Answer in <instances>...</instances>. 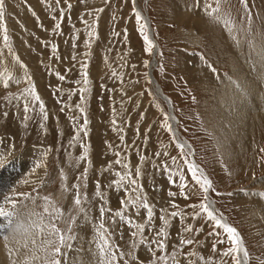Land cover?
<instances>
[{
    "label": "rangeland",
    "instance_id": "obj_1",
    "mask_svg": "<svg viewBox=\"0 0 264 264\" xmlns=\"http://www.w3.org/2000/svg\"><path fill=\"white\" fill-rule=\"evenodd\" d=\"M4 13L3 264H48L53 228L66 241L60 264H110L109 252L114 264H235L222 255L227 234L199 208L208 201L189 163L212 182L211 208L237 230L246 264H264V0H5ZM157 232L167 233L163 251Z\"/></svg>",
    "mask_w": 264,
    "mask_h": 264
},
{
    "label": "snow or ice",
    "instance_id": "obj_2",
    "mask_svg": "<svg viewBox=\"0 0 264 264\" xmlns=\"http://www.w3.org/2000/svg\"><path fill=\"white\" fill-rule=\"evenodd\" d=\"M245 2H246V0H245ZM56 3H57V5H59L60 4V0H56ZM133 3H135V0H133ZM66 7L69 10H71L72 9V4L71 3H67ZM4 8H5V0H0V22L4 21V16H5ZM102 10L103 9H99L98 11H102ZM60 14H61V17L64 16V9L63 8L60 9ZM135 16H136L137 23H140V21H141L140 13L136 12ZM53 19L55 20L56 18L53 17ZM55 28L56 29H60L61 25L59 23H57L55 25ZM143 28H144V25L141 24V31L142 32H143ZM3 31H4L3 40H4L5 43H7L9 37H8V34H7L6 26L4 27ZM144 40L148 41V36L147 35H144ZM53 50L55 51V49H53ZM147 50L149 52L152 51V43L150 41H148V49ZM84 76H85V83H87V72L84 73ZM59 80L60 81L65 80V76L64 75H60L59 76ZM6 87H7V85H6ZM33 99L36 100V101L40 100V97L35 95L34 91H33ZM39 108H40V112L44 114L43 118L47 119V114L45 112V106L41 103L39 105ZM28 111H29L28 107L25 106L24 107V112L27 114ZM81 112H83V109H81ZM5 115H6V113H5ZM84 125L85 126L87 125V118L86 117L84 119ZM172 131H173V129L171 127H169V132H172ZM85 134H87L86 131H85ZM176 146L178 148H181V149L184 148V144L182 142H177ZM84 152H85V155H86L87 154V149L86 148L84 149ZM81 159H83V157H81ZM117 163H119V160H117ZM188 168L191 169L192 179L194 180L195 184L198 185L199 188L202 189L203 192L205 193V196H204L205 201H208L207 203H201L199 205V208L202 209L203 213L206 214L207 219L210 222L213 223V225H214V227L216 229L222 230L223 233L227 234V237H228V241L227 242L231 246L227 247L222 252V255L224 257L233 258L235 260V264H241V259L239 258V254L241 252H243L244 259H247L248 258V253L246 251H244L243 241H242L241 237L239 236L237 230L234 227H230L227 223L222 222V220H223L222 216L218 217L216 214H214V210L211 208V201L209 200V197L207 196V193L209 192V190L213 188L212 182L209 179H207V178L202 179L200 175H197V169L193 168V166L190 163L188 164ZM180 180H181V182H183V176L180 177ZM132 183H133V185H135L134 181ZM213 191H214V189H213ZM97 195L99 196V193H97ZM169 195L174 196L175 194L174 193H170ZM80 203H81V200L79 198V194L77 193V197L75 199V204L76 205H80ZM143 208L147 211V219H148L149 223H151L152 218H153L152 208L147 203L143 204ZM45 211H47V209H45ZM100 211L103 212L104 209L101 208ZM4 215H8V214L5 213L2 209H0V216H4ZM28 215L31 217V216L36 215V214L34 212H32V213H28ZM53 215L54 216H59V215H62V212H61L60 209H56L55 212L53 213ZM115 215L117 217H122V213L119 212V211H117L115 213ZM171 215L173 217H176L178 215V213L173 211L171 213ZM194 218H195V214H194ZM164 223L166 224L167 221L165 220ZM100 227H101V229H103L104 225L102 224ZM136 228L140 229L141 225L137 224ZM185 231H192V229L191 228H186ZM53 232H54L55 235L59 236V245H63V244L66 243L65 237H64V235L62 234V232H61V230L59 228H53ZM157 235L161 236V239L160 240H154V244H155L156 248H158L161 251H163L165 249V244L163 243V237L166 236L167 233H165V232H157ZM214 235L219 236V233H214ZM101 238L103 240V234H102ZM141 242L143 243V241H141ZM49 243H54V241H49ZM107 243H108L107 240H103V244L106 245ZM218 243L224 244L225 241L224 240H218ZM180 244H181V246H183L184 244L192 245L193 244V240L192 239L182 240L180 242ZM59 245L55 246L54 251L49 255L48 264H60V260L57 259V257L60 255V252H61V249H60ZM212 250L215 251V245H213ZM149 251H153V249L151 247H149ZM121 255H123V253H121ZM192 255H195V253H193ZM109 256L111 257L110 264H114L115 256L111 252H109ZM160 259L163 260V259H165V257L161 256Z\"/></svg>",
    "mask_w": 264,
    "mask_h": 264
},
{
    "label": "bare ground",
    "instance_id": "obj_3",
    "mask_svg": "<svg viewBox=\"0 0 264 264\" xmlns=\"http://www.w3.org/2000/svg\"><path fill=\"white\" fill-rule=\"evenodd\" d=\"M147 24H148V26H149V29H150V31H151V26H150V24H149V19L147 18ZM151 36H152V39H153V42H154V44L156 43L155 42V40H154V38H153V35H152V33H151ZM155 48L156 49H158V47L156 46V44H155ZM156 51V50H155ZM156 60H154L153 61V63L154 64H156V62H155ZM153 65V64H152ZM152 76H153V74H152ZM152 76L150 75V77H151V80H152V82L154 83V85H155V87H156V89H157V91L159 92V96L167 103V105L169 104L168 103V98L167 97H165L164 95H163V93H162V90H161V88H160V86H159V84H158V82H157V80H155V81H153V79H155L154 77H153V79H152ZM241 95V94H240ZM170 101V100H169ZM232 101V100H231ZM171 102V101H170ZM172 105V104H171ZM238 105V110L237 111H239V113L240 114H242L243 112H246L247 110H246V103L244 102V101H240L239 100V103L237 104ZM169 108V107H168ZM170 114H171V110H170ZM171 116L173 117V120H174V122H175V119H176V117L174 116V112H173V114H171ZM177 121V120H176ZM173 122V128L174 129H176V127H177V125H176V122L174 123ZM177 130V129H176ZM178 132V131H177ZM178 134V133H177ZM181 139V138H180ZM183 144H184V147L185 148H189L190 146H189V144L188 143H184L183 142V140L181 139L180 140ZM186 142V141H185ZM197 169H199V166H197ZM199 172L201 173V174H203L204 176H206L205 174H204V172L202 171V170H199ZM16 227V226H15ZM14 227V228H15ZM26 233V230H22V229H20V230H18V231H16V240L17 241H23V240H25V234ZM27 237V236H26ZM244 247V246H243ZM244 251H245V249H244ZM7 253H9V251L7 250V246H5V244H1L0 243V257H5L6 258V254ZM241 254H242V263L243 264H246V260L244 259V255H243V252H241ZM0 264H3V258H2V260H0Z\"/></svg>",
    "mask_w": 264,
    "mask_h": 264
},
{
    "label": "water",
    "instance_id": "obj_4",
    "mask_svg": "<svg viewBox=\"0 0 264 264\" xmlns=\"http://www.w3.org/2000/svg\"><path fill=\"white\" fill-rule=\"evenodd\" d=\"M149 36H150V38L152 39V36H151V31L149 30ZM153 40V39H152ZM152 69L150 70V75L152 76ZM152 79H153V76H152ZM153 81H155V79H153ZM156 82V81H155ZM157 83V82H156ZM168 107H169V111L171 110V114H173V106L171 105V102L168 100ZM175 131V133L177 134L178 132H177V130L175 129L174 130ZM196 167H197V165H196ZM206 177V176H205ZM207 178V177H206ZM208 179V178H207ZM211 206H212V204H211ZM226 223V222H225Z\"/></svg>",
    "mask_w": 264,
    "mask_h": 264
},
{
    "label": "built area",
    "instance_id": "obj_5",
    "mask_svg": "<svg viewBox=\"0 0 264 264\" xmlns=\"http://www.w3.org/2000/svg\"><path fill=\"white\" fill-rule=\"evenodd\" d=\"M225 223V222H224Z\"/></svg>",
    "mask_w": 264,
    "mask_h": 264
}]
</instances>
